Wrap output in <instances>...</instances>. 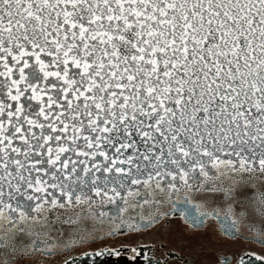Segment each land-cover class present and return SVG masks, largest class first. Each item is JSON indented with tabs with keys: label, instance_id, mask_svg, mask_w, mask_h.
<instances>
[{
	"label": "snow or ice",
	"instance_id": "obj_1",
	"mask_svg": "<svg viewBox=\"0 0 264 264\" xmlns=\"http://www.w3.org/2000/svg\"><path fill=\"white\" fill-rule=\"evenodd\" d=\"M264 264V0H0V264Z\"/></svg>",
	"mask_w": 264,
	"mask_h": 264
},
{
	"label": "flooded vegetation",
	"instance_id": "obj_2",
	"mask_svg": "<svg viewBox=\"0 0 264 264\" xmlns=\"http://www.w3.org/2000/svg\"><path fill=\"white\" fill-rule=\"evenodd\" d=\"M129 255V253H121L119 257L103 255L92 259L83 257L80 259V264H129L127 259Z\"/></svg>",
	"mask_w": 264,
	"mask_h": 264
}]
</instances>
